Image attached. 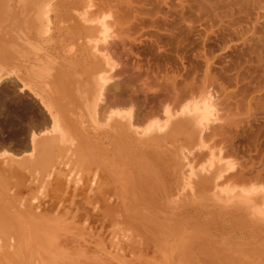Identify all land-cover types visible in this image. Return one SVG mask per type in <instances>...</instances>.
Segmentation results:
<instances>
[{"label":"rangeland","instance_id":"374dc122","mask_svg":"<svg viewBox=\"0 0 264 264\" xmlns=\"http://www.w3.org/2000/svg\"><path fill=\"white\" fill-rule=\"evenodd\" d=\"M86 1L63 0L56 8L55 3L45 4L41 16L47 30L49 26L54 30L48 42L28 32L18 1H11L14 15L20 13L15 17L25 27L22 33H28L25 40L16 36L11 43L25 53L12 49L0 68V231L16 219L9 216L8 203L37 201L32 203L41 205L37 215L57 225L68 220L63 216L72 211L60 196H54V183L73 184L86 173L88 156L79 148L84 135L70 127L73 146L70 140L50 144L46 138L53 133V123L44 104L54 99V105L60 106V95L64 96L65 107H61L68 120L75 126L81 116L79 120L88 125L92 118L88 104L98 93L92 86L98 83V117L120 113L130 117L137 129L162 125L159 129L165 127L164 131L157 130L162 134L169 124L178 125L172 137L174 144L183 146L184 167L173 159L180 146H170L162 156L140 154L160 182L159 189L167 194L166 199L160 195L158 203L165 214L160 219L168 229H173L169 224L176 219L188 220L184 213L189 209L176 205L178 173L182 172L189 189L193 179L212 175L224 207L227 196L237 192L249 194L252 200L250 207L240 203L241 217L230 216L239 207L227 209L221 215L226 213L229 221H216L214 226L201 222V231L214 233L222 244L256 246L260 242L256 231H263L264 224L248 217V211L254 210L253 202L264 199V14L256 6L260 0H91L88 6ZM31 135L37 138V150L31 151ZM44 139L47 142H41ZM84 140L90 148V140ZM31 155L36 162L29 163ZM4 156L20 163L23 159L21 174L27 179L16 181L11 164L6 165L9 172L3 171ZM35 216L28 215L27 221ZM19 229L53 231L50 227ZM31 250L22 247L11 262L36 264ZM38 252L43 257L44 252ZM44 257L39 264H48V255Z\"/></svg>","mask_w":264,"mask_h":264},{"label":"bare ground","instance_id":"6f19581e","mask_svg":"<svg viewBox=\"0 0 264 264\" xmlns=\"http://www.w3.org/2000/svg\"><path fill=\"white\" fill-rule=\"evenodd\" d=\"M11 1L0 0L1 6L3 3V6L0 7V68L5 67L6 62L3 60L7 58L8 52L12 49L21 54L25 53L11 44L13 37L19 36L21 39H26V32L24 31L23 34L21 31L23 25L29 30L28 32H31L40 41L46 39L45 41L48 42L49 39L53 38L54 30L51 26H49L50 30H47L46 22L41 13L45 4L52 5L55 3L53 8H56L63 2V0H17L21 13L18 14L21 15L22 25L18 22L20 18L15 17L18 15L17 12L15 15L13 13V3L15 4V1L13 3ZM90 1H86L87 6ZM259 2L260 5L256 6L264 14V0ZM25 27H22V30L23 28L25 30ZM44 35H46V38H43ZM104 77L99 78L104 79ZM97 86L96 88L92 86L93 91L98 89V93L95 100L88 104V110H92V118L89 119L88 125L79 120L81 116L79 119L77 118L75 126L68 120L65 114L67 111L65 113L63 111L65 106L61 105L65 104L62 101L64 96L60 95V106L58 104L57 106L54 105V99L51 100L52 102L47 99L45 100L47 103H43L47 106V111L53 123V133L47 136L49 138L46 139L53 142L50 143L52 145H56V142L65 143L72 138L68 132L71 130L70 127L72 129L74 127L72 131L79 130L84 138L90 140V148L84 138V143L82 141L79 145L82 151L80 153L88 156L89 165H87L86 173L81 178L78 177V181L75 180L73 184H70L67 180L66 183L59 180L54 183L56 184L54 196H60V200L68 203L65 208H70V211H72L70 215L63 216L68 220L65 223L61 222V225L54 224L52 221H47L44 217L37 215L35 211L41 209V205L39 203L34 207L32 204L37 201L28 203H24V201L20 204L8 203V207L12 209L11 211L6 210L10 217L15 215L16 219L15 222L10 224H3V229L0 231V263L10 264L11 260L18 258L17 256L22 247L23 249L29 247L33 252L32 262L35 261L36 264H39L40 261L44 262V255H48V264H264V230L260 232L257 229L256 232H259L260 242L254 247L244 245L234 247L229 243L222 244L214 233L208 231L209 229L208 232H206V229L201 231V228H203L201 222L205 221L212 224L220 220L222 223H224L223 221H229L230 218L225 216L226 213L224 216L221 215V212H225L227 209L239 207L238 209L235 208L236 211H231L234 213H230V216L233 218L241 217L242 207L240 203L247 204L248 207L252 200L249 194L237 192L239 195L227 196L229 201L226 203L227 207H224L220 202L223 200H220L217 194L216 183L212 175H204L193 179L192 188L189 189L185 187L186 178L182 172L178 173L175 188L179 199L176 201V205L182 207V209H189L184 213L185 218L188 220L187 222H181L176 219L172 224H169V228L174 230L168 229L165 221L160 219L165 214L160 210V204L158 203L159 196L163 195L162 198L165 197L166 199L167 194L165 189H159L160 182L149 170L147 162L145 164L140 154L145 151L162 156V153L170 146H180L177 151L179 156L174 154L173 159L181 163L180 150L183 149V146L178 141L174 144L172 137L174 135L173 130L178 125L174 127L169 124V129L162 134L165 128L159 129L162 125H149L144 130L140 128L139 130L130 117H123L120 113L103 114L100 118L96 114V109L101 101V86L100 88H97ZM117 116L122 117V119L117 118ZM181 118L179 117V119ZM158 129L162 132L157 131ZM78 136L76 137L78 138ZM46 139L41 142H47ZM74 139L73 141L70 140V147L73 146L72 142L75 143ZM35 147L37 148V138L31 135V151L36 149ZM33 155L30 156L29 163L33 162L32 160L37 161L36 158L33 159ZM4 161L3 171L7 170L9 172L7 168L11 167L13 170L12 176L16 181L18 178L24 177L21 174V167L26 165L25 162H22L23 159L21 164L20 160L16 158L4 156ZM7 164H11V166H6ZM182 167H184L183 162ZM29 172L31 173V171ZM71 173L68 172L69 176L72 175ZM78 173H80L79 170ZM25 178L27 179V177H24V180ZM31 179L29 180L31 181ZM46 182L49 183L48 180ZM258 197L260 196L258 195ZM262 200L264 199L262 198ZM262 200L256 201L257 203L253 202L254 210H247L250 213L244 212L246 213L244 216L247 217L249 214L248 217L261 220L264 224V202ZM1 207L2 205L0 211L2 210ZM30 214L36 216L27 221V216ZM190 221L193 223L191 224ZM248 224L253 226L252 223ZM20 226L29 229L30 227L31 229L50 227L53 228V231H22L19 229ZM61 228L64 229L61 230ZM204 232L207 233L205 235L208 238L205 237ZM223 240L227 241L228 237ZM38 249L44 252L43 257ZM27 255H30L28 250ZM11 264H14V261Z\"/></svg>","mask_w":264,"mask_h":264}]
</instances>
